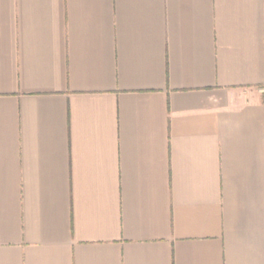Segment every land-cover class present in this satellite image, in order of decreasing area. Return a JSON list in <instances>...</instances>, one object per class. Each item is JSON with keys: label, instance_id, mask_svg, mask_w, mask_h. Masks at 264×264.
<instances>
[{"label": "crops", "instance_id": "obj_1", "mask_svg": "<svg viewBox=\"0 0 264 264\" xmlns=\"http://www.w3.org/2000/svg\"><path fill=\"white\" fill-rule=\"evenodd\" d=\"M0 264H264V0H0Z\"/></svg>", "mask_w": 264, "mask_h": 264}]
</instances>
